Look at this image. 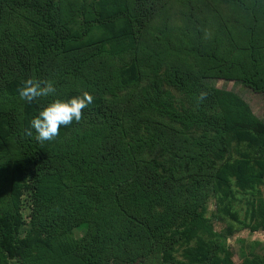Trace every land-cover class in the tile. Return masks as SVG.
<instances>
[{"label": "trees", "instance_id": "16d2710c", "mask_svg": "<svg viewBox=\"0 0 264 264\" xmlns=\"http://www.w3.org/2000/svg\"><path fill=\"white\" fill-rule=\"evenodd\" d=\"M174 1L82 2L76 29L61 0H0V264H235L214 239L206 200L227 199L231 178L241 190L263 182L264 119L211 79L233 78L264 94V49L257 50L254 9L230 0L246 23L245 49L234 46L223 19L203 39L187 6L194 35L180 40L178 59L179 46L160 34L167 26L151 23ZM92 28L110 29L111 59L128 56L87 55L100 43L85 37ZM33 77L53 81L55 94L22 100L18 89ZM84 92L93 102L79 122L51 141H37L34 129L28 135L47 103ZM244 212L250 230H264V196L249 199ZM176 243L182 260L170 253ZM238 264H264V256L245 254Z\"/></svg>", "mask_w": 264, "mask_h": 264}, {"label": "rangeland", "instance_id": "374dc122", "mask_svg": "<svg viewBox=\"0 0 264 264\" xmlns=\"http://www.w3.org/2000/svg\"><path fill=\"white\" fill-rule=\"evenodd\" d=\"M89 1L90 0H61L63 8L61 13H63L65 21L68 25H70V27L72 26L73 28L78 29V23L81 21V17L79 15L80 5L82 2L87 3ZM182 1L176 0L169 3V6L162 8L160 12L161 16L156 14L151 19L152 25L156 28H160L163 25L167 26V29H159L162 31L160 34L162 38L167 39L172 46H179V50L175 48L176 50L172 52V54L176 53L179 55L178 59L182 57L184 52L181 46L182 41L180 40H184V42H186L194 35L193 25L188 24L189 21L187 22L185 16L188 10L187 6L193 9L195 15L198 17H196V19H199V27L206 37H203V39L211 40L215 33H217L218 21L223 19L227 20L229 24H231L229 29L232 34L234 33L233 36H235L234 46H239L242 50L245 49L247 39L245 40L243 36L246 29V23L245 21H241V11L239 7L230 3V0ZM245 2L250 8L252 7L254 9V34L259 43L257 50L262 51L264 49V0H245ZM251 11L252 10L249 9V12ZM16 21L17 24H20L19 20ZM86 36L87 39L89 38L93 41L100 42L95 47L85 50L87 55L97 54L100 50L102 51V49H104L102 53L107 59L109 58V61H120L123 56H128L127 53L112 56V59L108 56L109 54H107V49L111 46L108 38L110 36V29L103 30V28H92L88 35H85V37ZM258 55H261V53ZM98 60L99 59H97V62ZM258 61L259 59L257 57L256 63H258ZM175 62L176 60H174V63ZM91 63L93 64L95 62L92 60ZM98 64L101 65L100 63ZM75 81L76 82L74 84H78V86L81 85L79 78L75 79ZM84 82L86 85V81ZM211 83L218 88L233 91L241 96L248 104L253 115L257 118L264 119V94L261 90L251 89L233 78L216 77L211 79ZM229 189L230 191L227 199L221 200L214 195H210L206 200V215L207 217H210V222L213 226L214 239L223 241L224 244L228 246L235 264H238L241 261L242 256L245 254L250 255L255 253L258 256H264V230H250L245 224L246 221L243 219L248 200L258 194L264 196V179L263 182L250 189L241 190L236 187L234 179L231 178ZM131 202L134 201L131 200L127 203V206L129 207L131 214H134L137 209L131 204ZM227 203H231V205L228 212H225L222 210V207ZM28 212L29 208L27 203H25L22 209V216L25 222L28 221L26 218ZM140 214L143 213L140 212ZM162 215L164 216V214H159L157 216L163 217ZM232 215H235L236 218H233ZM23 227H25V224ZM83 227L85 228L86 224H82L81 227L74 229V238H78L82 234L84 229ZM182 251L183 247H179L176 243L171 248L170 253L173 257L182 260ZM164 261L165 258L163 261L156 262L155 260H151L150 262L153 264H164ZM9 264L15 263L14 261H10ZM111 264H142V262L141 259L125 262L119 258H112Z\"/></svg>", "mask_w": 264, "mask_h": 264}, {"label": "clouds", "instance_id": "9594fccd", "mask_svg": "<svg viewBox=\"0 0 264 264\" xmlns=\"http://www.w3.org/2000/svg\"><path fill=\"white\" fill-rule=\"evenodd\" d=\"M56 87L51 80H41L38 78H28L18 89L22 100L32 103L39 98H46L54 95ZM204 93L200 98L203 99ZM93 102L90 93L84 92L82 95L70 97L68 99H54L41 108L37 115L30 121L28 135H32L35 130V139L39 142L53 140L59 132L61 126H68L73 121L79 122L83 115V110Z\"/></svg>", "mask_w": 264, "mask_h": 264}]
</instances>
